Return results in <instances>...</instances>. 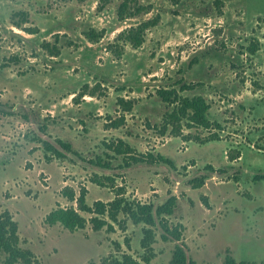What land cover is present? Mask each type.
I'll return each mask as SVG.
<instances>
[{
  "label": "rangeland",
  "instance_id": "obj_1",
  "mask_svg": "<svg viewBox=\"0 0 264 264\" xmlns=\"http://www.w3.org/2000/svg\"><path fill=\"white\" fill-rule=\"evenodd\" d=\"M215 1L142 0L151 5L148 13L119 21L114 6L98 13L95 0H0V214L7 211L18 223L20 247L33 252V264H112L124 254L142 264L145 256L152 264H172L175 242L155 227L154 241L143 248L147 226L124 214L113 231L94 230L92 214L82 211L84 229L48 224L55 208L77 206L65 187L76 196L87 188L88 205L110 202L120 187L125 197L145 203L162 202L172 191L178 201L167 220L182 225L181 242L195 264H225L227 255L240 264H264V177L254 178L264 175V0H222L221 11ZM21 11L29 17L23 28L38 32L11 23ZM157 14L161 21L142 47L127 46L121 59L106 49L121 30ZM89 26L106 30L99 42L82 34ZM55 34L58 57L41 47ZM179 82L201 84L187 95L207 98L214 122L210 131L184 126L183 133L218 139L200 143L172 136L170 128L162 132L171 107L156 90ZM86 83L101 84L100 95L75 102ZM119 96L135 98L136 105L124 125L109 127L121 113ZM38 137L68 141L87 160L122 139L136 153L160 152L177 170L161 164L123 171L119 157L110 173L124 175L99 186L91 182L90 165L77 156L47 155ZM231 152L239 158L231 160ZM206 165L217 171L207 173ZM206 173L205 185L194 188L190 180ZM6 258L1 253L0 264Z\"/></svg>",
  "mask_w": 264,
  "mask_h": 264
},
{
  "label": "trees",
  "instance_id": "obj_2",
  "mask_svg": "<svg viewBox=\"0 0 264 264\" xmlns=\"http://www.w3.org/2000/svg\"><path fill=\"white\" fill-rule=\"evenodd\" d=\"M80 2L86 0H78ZM96 11L101 13L106 9L114 6L115 14L119 21H126L131 18L140 17L151 10V5L144 4L142 0H95ZM173 5H178L180 0H169ZM218 9L221 11L224 5L222 0L215 1ZM20 18V20H19ZM11 23L18 28H23L25 23L29 22L27 12H16L11 17ZM161 15L157 14L154 17L142 21L137 25H132L121 30L110 42L106 49L116 58L121 59L126 51V47L130 46L134 49L140 48L146 41L149 30L159 25ZM29 33L38 32L37 28H23ZM106 30L98 29L94 26H89L83 30L82 34L91 43L99 42L105 35ZM60 36L55 34L54 41H43L41 47L51 56H60ZM68 45H73L69 42ZM76 46L78 44H75ZM257 49L254 46L251 51ZM178 85L160 87L156 90L158 97L171 108L164 116L163 130L164 133L169 128L172 136H183L185 140H190L194 136L192 134H184V126L187 128H197L204 131H210L214 126L211 121L209 110L210 103L207 98L202 95H187L188 92L193 91L201 84L179 82ZM101 84L96 83L91 85L84 84L79 92L74 96L73 100L77 102L86 95L98 96ZM117 105L120 108V116L117 118H110L107 126L119 128L126 123V114L131 113L136 105L135 98H125L119 96L117 98ZM220 128V124H216ZM194 138L200 143H207L216 140L219 136L215 133L209 136L202 137L197 135ZM39 141L43 144L44 149L48 153L53 154L58 158L74 159V156L79 157L85 161L91 168L94 169L91 182L99 186H108L116 183L117 177H122L124 174H111L117 166H113L112 159H119L121 163L118 168L126 171L133 166L139 165H167L173 170H177L174 162L161 154L160 152H144L136 153L134 147L125 140H118L117 142L105 143L106 149L103 154L96 155L90 159H85L79 152L72 148L70 142L56 139L47 140L40 138ZM239 154L229 153L231 160L239 158ZM50 157V156H47ZM109 158V159H108ZM204 170L208 173H215L217 171L213 166L206 165ZM222 172V171H220ZM201 174L196 176L190 183L194 188H200L205 185L208 174ZM264 175H256L254 178L259 179ZM88 190L81 187L80 194L76 196V192L72 187H65L63 190L64 196L71 202H77V208L71 207H57L52 210L46 217V221L50 225L62 224L69 231L77 229H84L88 220L80 213L87 212L92 214L90 219L93 229L98 231L106 228L108 231H113L114 224L121 225L119 218L120 214L126 215L135 224H144V236L141 240L143 248H149L155 238L154 228L156 227L161 232V238L165 241H174L175 249L173 254L172 264H195V262L188 255V247L181 242L182 239V225H170L167 220L168 216L174 214L175 207L178 201L177 195L172 191L168 193L162 202H141L139 200H131L125 197L126 189L120 187L117 190L116 197L110 202L97 200L93 205H88L86 201ZM18 223L13 220L12 215L5 211L0 214V254L6 253V264H33V252L29 249L20 247V237L18 230ZM144 262L152 264L150 257L145 256ZM112 264H142L130 254H124L121 259H115ZM225 264H240L232 256L227 255Z\"/></svg>",
  "mask_w": 264,
  "mask_h": 264
},
{
  "label": "built area",
  "instance_id": "obj_3",
  "mask_svg": "<svg viewBox=\"0 0 264 264\" xmlns=\"http://www.w3.org/2000/svg\"><path fill=\"white\" fill-rule=\"evenodd\" d=\"M154 191H155V190H154ZM75 204L77 205V202H76ZM75 208H77V206H76Z\"/></svg>",
  "mask_w": 264,
  "mask_h": 264
},
{
  "label": "crops",
  "instance_id": "obj_4",
  "mask_svg": "<svg viewBox=\"0 0 264 264\" xmlns=\"http://www.w3.org/2000/svg\"><path fill=\"white\" fill-rule=\"evenodd\" d=\"M177 166V165H176Z\"/></svg>",
  "mask_w": 264,
  "mask_h": 264
}]
</instances>
